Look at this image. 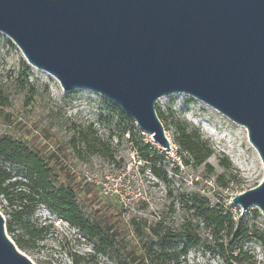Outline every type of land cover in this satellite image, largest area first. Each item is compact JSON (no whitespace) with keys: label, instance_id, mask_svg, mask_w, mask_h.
<instances>
[{"label":"rangeland","instance_id":"obj_1","mask_svg":"<svg viewBox=\"0 0 264 264\" xmlns=\"http://www.w3.org/2000/svg\"><path fill=\"white\" fill-rule=\"evenodd\" d=\"M63 90L0 32V137L35 152L52 189L73 192L74 216L99 234L87 237L41 204L25 203L30 214L17 223L8 196L0 194L5 234L20 253L33 264H134L118 242L123 239L145 264H264V213L229 202L264 175L243 126L188 93L163 95L155 111L166 151L102 94ZM182 133L200 155L208 151L203 161L180 144ZM6 168L11 179L3 187L20 174ZM203 209L229 212L232 225L208 226L199 218ZM18 239L26 243L19 246Z\"/></svg>","mask_w":264,"mask_h":264},{"label":"water","instance_id":"obj_2","mask_svg":"<svg viewBox=\"0 0 264 264\" xmlns=\"http://www.w3.org/2000/svg\"><path fill=\"white\" fill-rule=\"evenodd\" d=\"M0 32L64 90L102 94L166 151L157 99L202 100L246 129L264 169V0H0ZM229 202L264 213V175ZM0 264H33L1 214Z\"/></svg>","mask_w":264,"mask_h":264},{"label":"trees","instance_id":"obj_3","mask_svg":"<svg viewBox=\"0 0 264 264\" xmlns=\"http://www.w3.org/2000/svg\"><path fill=\"white\" fill-rule=\"evenodd\" d=\"M126 119H130L124 113L122 115ZM180 144L184 149L194 155L195 159L199 162L203 161L208 155H200V151L194 146V144L188 142V139L182 133L180 138ZM145 160L148 158V150L144 153ZM6 165H12L20 172L16 177V181L9 183L7 187H3L6 182L11 179L10 170L6 168ZM16 174V173H15ZM49 178V170L41 164V160L38 158L35 152L24 147L20 143L12 140L7 136L0 137V194L8 196L9 204L13 208V218L17 223L24 224L22 221L23 216L29 215L30 212H24V208H27L30 204H41L47 210L51 212L53 216H58L69 222L71 225L77 227L87 237L96 238L99 234L94 233V228L89 226L87 220L80 219L74 216L75 202L74 193L70 192L67 195L65 189L53 190ZM87 188V184H86ZM26 189V192L25 190ZM9 190V191H8ZM88 191V189H87ZM11 195V196H9ZM28 204V205H25ZM17 208H20L17 210ZM199 218L202 219L208 226L219 227L223 224L233 223L231 214L228 212L223 214L222 211H215L212 209H203L199 211ZM104 226H107L108 219L104 218L102 221ZM239 230H235L234 235H237ZM115 238L118 237V233L114 232ZM162 246L160 252L168 250L165 247V238H161ZM261 246L264 249V234L259 237ZM22 239L16 240V244L22 246ZM121 248L125 251L129 261L134 264H145V260L142 256H138L134 251L126 248L123 239H118ZM188 244L183 247V253L192 246ZM116 264H119L116 262Z\"/></svg>","mask_w":264,"mask_h":264},{"label":"bare ground","instance_id":"obj_4","mask_svg":"<svg viewBox=\"0 0 264 264\" xmlns=\"http://www.w3.org/2000/svg\"><path fill=\"white\" fill-rule=\"evenodd\" d=\"M64 91V90H63ZM184 93H179V94H177L178 96H181V95H183ZM163 97H161L158 101H160L161 99H162ZM250 144V146L254 149V147L251 145V143H249ZM255 150V149H254ZM256 151V150H255ZM257 152V151H256ZM258 154V153H257ZM258 159L260 160V157H259V155H258ZM260 163H261V161H260Z\"/></svg>","mask_w":264,"mask_h":264}]
</instances>
